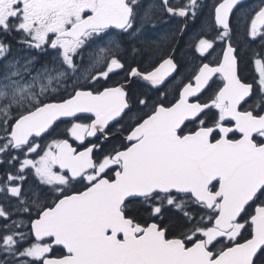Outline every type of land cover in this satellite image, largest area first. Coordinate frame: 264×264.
Listing matches in <instances>:
<instances>
[{
    "label": "snow or ice",
    "instance_id": "6c2138e0",
    "mask_svg": "<svg viewBox=\"0 0 264 264\" xmlns=\"http://www.w3.org/2000/svg\"><path fill=\"white\" fill-rule=\"evenodd\" d=\"M0 264H264V0H0Z\"/></svg>",
    "mask_w": 264,
    "mask_h": 264
},
{
    "label": "flooded vegetation",
    "instance_id": "af4514ba",
    "mask_svg": "<svg viewBox=\"0 0 264 264\" xmlns=\"http://www.w3.org/2000/svg\"><path fill=\"white\" fill-rule=\"evenodd\" d=\"M15 47V46H14ZM185 67V66H184ZM184 67L183 69H181L182 71L184 70ZM123 75V73H121V76ZM113 80H118L120 79V77H117V76H114L112 77ZM251 105V104H250ZM250 105H245V107H248ZM66 127L65 124H61L59 126V129L58 131H63V129ZM189 127H192V125H189ZM126 135V133H119V134H114V138H110L109 141H108V144L105 145V147H109L113 144H121V143H126V141H124L123 137ZM232 138H239V134L237 133L236 136L232 137ZM50 139L49 137H46L45 140H42L40 141L41 144H44L47 142V140ZM89 139H92V138H89ZM71 142V141H70ZM94 142V141H93ZM75 147H78V143H74L73 144ZM77 188H79L80 186L77 185L76 186Z\"/></svg>",
    "mask_w": 264,
    "mask_h": 264
},
{
    "label": "trees",
    "instance_id": "16d2710c",
    "mask_svg": "<svg viewBox=\"0 0 264 264\" xmlns=\"http://www.w3.org/2000/svg\"><path fill=\"white\" fill-rule=\"evenodd\" d=\"M208 3H211V0H208ZM176 23H178V22L177 21H172V25H175ZM178 57H179V54H178ZM183 67H184V65L182 63L181 64V69H183ZM241 75H243L244 77H246L247 80H249V81H251L252 78H253V76L256 75L254 66L250 62H248V58L247 57H244V61L242 62V65H241ZM251 103L252 102L249 101V105ZM167 215L168 214L166 213L165 214V217H164V223H168ZM57 252H59V249H57Z\"/></svg>",
    "mask_w": 264,
    "mask_h": 264
}]
</instances>
